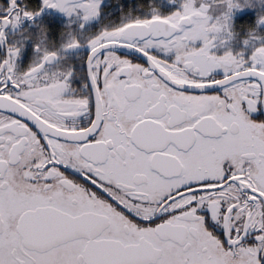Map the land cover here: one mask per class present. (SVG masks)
I'll use <instances>...</instances> for the list:
<instances>
[{
	"label": "snow or ice",
	"instance_id": "obj_1",
	"mask_svg": "<svg viewBox=\"0 0 264 264\" xmlns=\"http://www.w3.org/2000/svg\"><path fill=\"white\" fill-rule=\"evenodd\" d=\"M260 3L0 0V264H264Z\"/></svg>",
	"mask_w": 264,
	"mask_h": 264
},
{
	"label": "flooded vegetation",
	"instance_id": "obj_2",
	"mask_svg": "<svg viewBox=\"0 0 264 264\" xmlns=\"http://www.w3.org/2000/svg\"><path fill=\"white\" fill-rule=\"evenodd\" d=\"M255 3L256 0H253ZM260 7H264V0H261L259 5ZM257 8L255 7H246L244 9L237 10L235 13V21L237 24L244 22L245 20H251L256 14Z\"/></svg>",
	"mask_w": 264,
	"mask_h": 264
}]
</instances>
